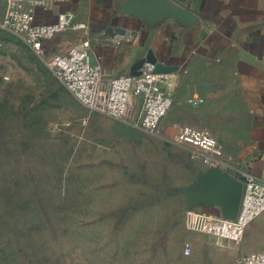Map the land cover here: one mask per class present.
<instances>
[{
  "label": "rangeland",
  "instance_id": "obj_1",
  "mask_svg": "<svg viewBox=\"0 0 264 264\" xmlns=\"http://www.w3.org/2000/svg\"><path fill=\"white\" fill-rule=\"evenodd\" d=\"M4 10L0 0V264H175L197 235L180 190L229 166L172 141L166 117L159 134L133 125L140 102L109 116L103 85L96 108L82 105L54 53L2 26Z\"/></svg>",
  "mask_w": 264,
  "mask_h": 264
},
{
  "label": "crops",
  "instance_id": "obj_2",
  "mask_svg": "<svg viewBox=\"0 0 264 264\" xmlns=\"http://www.w3.org/2000/svg\"><path fill=\"white\" fill-rule=\"evenodd\" d=\"M28 8L38 24L73 16L70 28L43 48L86 50L101 66L105 88L149 53L172 68L161 84L172 98L167 127L209 132L227 172L237 178V171H247L264 182V0H40ZM189 244L191 254L180 253L175 264H236L264 250V212L237 246L198 233Z\"/></svg>",
  "mask_w": 264,
  "mask_h": 264
},
{
  "label": "built area",
  "instance_id": "obj_3",
  "mask_svg": "<svg viewBox=\"0 0 264 264\" xmlns=\"http://www.w3.org/2000/svg\"><path fill=\"white\" fill-rule=\"evenodd\" d=\"M3 1L5 10L2 26L21 35L40 55L45 53L43 43L65 33L73 22L70 13H61L55 23L38 24L28 4L40 0ZM49 66L57 79L82 105L97 107L101 66L92 62L86 50L72 47L66 52L54 53ZM154 69V65L144 64L139 75L126 74L112 79L107 86L106 108L109 116L121 119L126 115L128 107L132 106L134 99H139L140 114L134 119L133 125L149 133L159 134L164 130L162 121L172 107V98L161 88L167 74L156 73ZM171 129L170 139L202 157L204 165L208 166L213 162L221 165L214 159L218 153V141L212 134L190 125H176ZM236 176L243 186L237 216L229 220L220 214L193 207L188 214L189 231L213 236L216 244L220 246L225 242L237 246L241 242L250 224L264 212V182L243 170L237 171ZM191 252L190 244H186L181 254L189 256ZM236 264H264V250L239 257Z\"/></svg>",
  "mask_w": 264,
  "mask_h": 264
},
{
  "label": "water",
  "instance_id": "obj_4",
  "mask_svg": "<svg viewBox=\"0 0 264 264\" xmlns=\"http://www.w3.org/2000/svg\"><path fill=\"white\" fill-rule=\"evenodd\" d=\"M144 64L154 65L156 73L168 74L172 68L157 62L151 53L136 63L131 75H139ZM242 183L229 172L218 170L209 171L201 175V182L196 187L183 188L180 191L188 198L189 209L193 207L210 208L219 207L220 215L233 220L238 213Z\"/></svg>",
  "mask_w": 264,
  "mask_h": 264
}]
</instances>
